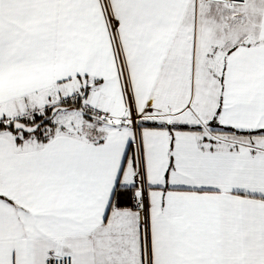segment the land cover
Here are the masks:
<instances>
[{
	"label": "snow or ice",
	"instance_id": "obj_1",
	"mask_svg": "<svg viewBox=\"0 0 264 264\" xmlns=\"http://www.w3.org/2000/svg\"><path fill=\"white\" fill-rule=\"evenodd\" d=\"M0 264H264V0H0Z\"/></svg>",
	"mask_w": 264,
	"mask_h": 264
}]
</instances>
